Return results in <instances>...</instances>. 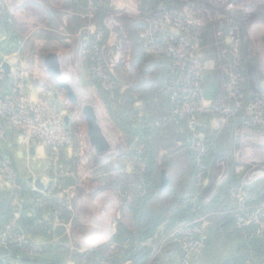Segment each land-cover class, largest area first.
<instances>
[{
	"label": "rangeland",
	"instance_id": "374dc122",
	"mask_svg": "<svg viewBox=\"0 0 264 264\" xmlns=\"http://www.w3.org/2000/svg\"><path fill=\"white\" fill-rule=\"evenodd\" d=\"M244 2L0 0V250L26 253L0 264H264V0Z\"/></svg>",
	"mask_w": 264,
	"mask_h": 264
},
{
	"label": "built area",
	"instance_id": "2783aa9c",
	"mask_svg": "<svg viewBox=\"0 0 264 264\" xmlns=\"http://www.w3.org/2000/svg\"><path fill=\"white\" fill-rule=\"evenodd\" d=\"M221 2L224 6V9L227 12H230V14H234L238 9L241 11H244V8H247L245 4V0H218ZM235 30V29H232ZM6 61H3L0 63V78H8L6 76L5 70L3 68V64ZM11 76H16L18 73L14 70L10 72ZM10 76V75H9ZM23 74L17 76L18 82L14 85L9 84L6 87L7 93L10 91L11 95H15L18 93V90L23 88V83L21 86ZM12 85V87H11ZM21 95V94H20ZM6 99H9V96L6 97ZM26 107H28L26 105ZM26 107H23L21 110V113L26 116L27 123L30 125L23 126L20 122V126L25 130V128H29L31 133L34 132L38 135L40 142L47 146H53L54 148H57L60 144H68L69 143V134L67 132V129L64 126V123L62 122L61 117H56L55 114L52 113L50 109L42 108L37 109L36 111L31 110V112H26ZM30 116H33L31 118ZM33 126V127H31Z\"/></svg>",
	"mask_w": 264,
	"mask_h": 264
},
{
	"label": "trees",
	"instance_id": "16d2710c",
	"mask_svg": "<svg viewBox=\"0 0 264 264\" xmlns=\"http://www.w3.org/2000/svg\"><path fill=\"white\" fill-rule=\"evenodd\" d=\"M10 45H12L13 43H9ZM14 45V44H13ZM183 217H184V215H181V214H179V216H178V218H180V219H183ZM159 223V222H158ZM24 225V224H23ZM31 225V224H30ZM138 225H139V223H138ZM147 225H149V224H143L142 222H141V224L139 225V229H141V230H144V228H147ZM150 225H153L154 227H157L158 225H157V223H154V224H152V223H150ZM24 228H25V230H27V228L24 226ZM41 228V227H40ZM145 232L147 233L148 231H146L145 230ZM139 234V236H146L147 234ZM138 236V235H137ZM138 238V237H137ZM49 239H51V237L49 238ZM262 239H260V240H253L251 243H250V245H249V250L251 251H254V252H256V253H261V254H264V243L261 241ZM45 250H43L42 252H44ZM2 253H7V252H4L2 249L0 250V256L1 255H3ZM22 254H26L25 253V251H23V250H21V248H18V246L17 245H13V246H10V250H9V252L7 253V255L10 257V258H16V257H18V255L20 256V255H22ZM22 259H25V256H23V257H21ZM25 261V260H24ZM33 262V261H32ZM25 264H26V262H24Z\"/></svg>",
	"mask_w": 264,
	"mask_h": 264
},
{
	"label": "water",
	"instance_id": "95a60500",
	"mask_svg": "<svg viewBox=\"0 0 264 264\" xmlns=\"http://www.w3.org/2000/svg\"><path fill=\"white\" fill-rule=\"evenodd\" d=\"M3 68L5 70V73H6V76L8 77L9 75V72H10V66L7 62H4L3 64ZM31 154L34 155L35 152H34V149L31 150ZM166 183V182H165ZM35 186L40 189V190H43L44 189V184L42 183L41 180H36L35 182ZM153 264H157V263H153Z\"/></svg>",
	"mask_w": 264,
	"mask_h": 264
}]
</instances>
